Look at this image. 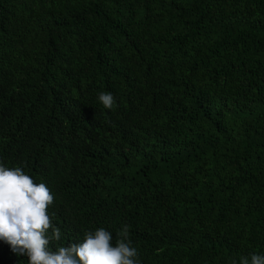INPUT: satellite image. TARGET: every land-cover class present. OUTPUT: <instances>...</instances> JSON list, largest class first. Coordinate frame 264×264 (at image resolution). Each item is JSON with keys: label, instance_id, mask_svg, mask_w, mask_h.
Wrapping results in <instances>:
<instances>
[{"label": "trees", "instance_id": "1", "mask_svg": "<svg viewBox=\"0 0 264 264\" xmlns=\"http://www.w3.org/2000/svg\"><path fill=\"white\" fill-rule=\"evenodd\" d=\"M0 162L54 195L51 250L127 224L141 264L264 255V0H0Z\"/></svg>", "mask_w": 264, "mask_h": 264}, {"label": "clouds", "instance_id": "2", "mask_svg": "<svg viewBox=\"0 0 264 264\" xmlns=\"http://www.w3.org/2000/svg\"><path fill=\"white\" fill-rule=\"evenodd\" d=\"M98 100L105 109H113L111 93H99ZM54 199L49 187L36 183L22 167L0 162V241L17 256H27L28 264H141L127 224L117 231L115 244L110 231L98 228L85 232L79 243L51 250L50 244L62 238L53 223L56 214L49 211ZM239 264H264V255L252 254Z\"/></svg>", "mask_w": 264, "mask_h": 264}]
</instances>
